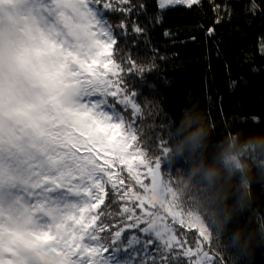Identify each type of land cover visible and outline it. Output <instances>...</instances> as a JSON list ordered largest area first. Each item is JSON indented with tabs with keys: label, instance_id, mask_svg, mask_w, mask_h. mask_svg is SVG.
<instances>
[{
	"label": "snow or ice",
	"instance_id": "6c2138e0",
	"mask_svg": "<svg viewBox=\"0 0 264 264\" xmlns=\"http://www.w3.org/2000/svg\"><path fill=\"white\" fill-rule=\"evenodd\" d=\"M198 2L161 0L160 6ZM119 3L129 5L120 11L132 12L130 0ZM106 11H117L112 0H0V264H113L118 253L141 244L117 264H177L181 257L221 264L205 250L207 226L184 210L178 195L168 203L149 196L162 159L142 150V108L125 80L134 62L125 68L114 60L117 38ZM119 27L127 36L126 25ZM132 31L144 30L134 25ZM166 144L160 143L163 154ZM130 157L139 158L135 166ZM117 163L143 192L113 172ZM109 184L111 202H122L114 229L111 213L96 211ZM161 210L197 229L195 250L178 239Z\"/></svg>",
	"mask_w": 264,
	"mask_h": 264
},
{
	"label": "trees",
	"instance_id": "16d2710c",
	"mask_svg": "<svg viewBox=\"0 0 264 264\" xmlns=\"http://www.w3.org/2000/svg\"><path fill=\"white\" fill-rule=\"evenodd\" d=\"M112 3L117 11L104 14L117 38L112 56L125 68L129 61L134 62L133 72L127 74L125 80L129 92L136 93L135 100L142 108V117L137 121L142 127V150H146L150 159L161 157V171L179 166L167 162L160 143H167L172 118H178L182 109L190 104H198L206 112L216 138L240 127L248 132L264 130V0H199L191 7L177 4L166 9L160 8L159 0H130L131 13L119 10L129 5H121L119 0ZM139 5H143V10ZM121 22L127 27V36L121 34ZM134 25L140 26L143 33L134 34ZM136 68L142 71L137 72ZM152 84L155 90L150 87ZM152 96L158 97L162 108L145 99ZM116 108L123 111L121 105ZM130 112L129 108L123 114L127 118ZM129 151H135V146ZM130 159L135 166L139 158ZM100 162L103 163V159ZM112 170L125 179V184L132 183L133 190L143 192L130 180L126 165L117 163ZM139 171L143 182L150 184L147 169L140 166ZM106 191L109 194L96 211H103L105 216L111 213L109 219L114 221V229L122 202H111L110 184L106 185ZM180 201L185 211L190 208L184 199ZM252 212L264 214V190L260 188H257ZM161 215L166 216V223L178 239H185L195 250V244L201 239L197 229H188L163 210ZM127 235L125 233V237ZM142 247V244L134 245L128 251H121L113 264L131 259L132 252ZM205 250L210 255L215 253L221 264H236L238 259L233 253L217 254L211 246ZM106 255H111V251ZM177 264H188V259L181 257ZM252 264H264V249L256 251Z\"/></svg>",
	"mask_w": 264,
	"mask_h": 264
},
{
	"label": "clouds",
	"instance_id": "9594fccd",
	"mask_svg": "<svg viewBox=\"0 0 264 264\" xmlns=\"http://www.w3.org/2000/svg\"><path fill=\"white\" fill-rule=\"evenodd\" d=\"M145 99L163 107L156 96ZM166 149L167 162L179 166L160 171L149 196L168 203L178 195L207 226L217 254L252 264L264 249V214L252 212L257 188L264 190V130L240 127L216 138L206 112L193 103L170 121Z\"/></svg>",
	"mask_w": 264,
	"mask_h": 264
},
{
	"label": "rangeland",
	"instance_id": "374dc122",
	"mask_svg": "<svg viewBox=\"0 0 264 264\" xmlns=\"http://www.w3.org/2000/svg\"><path fill=\"white\" fill-rule=\"evenodd\" d=\"M160 4H161V0H159V6H160ZM172 6H175V5L166 4L164 7H161V6H160V8H161V9H166V8H169V7H172ZM92 99H96V98L94 97V98H92ZM138 170H139V169H138Z\"/></svg>",
	"mask_w": 264,
	"mask_h": 264
}]
</instances>
